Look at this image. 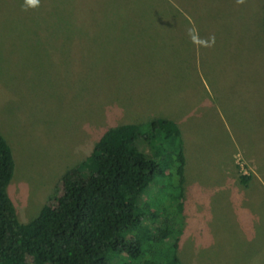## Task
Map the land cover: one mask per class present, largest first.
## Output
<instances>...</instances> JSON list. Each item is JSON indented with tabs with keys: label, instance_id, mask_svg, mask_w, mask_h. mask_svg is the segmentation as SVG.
I'll list each match as a JSON object with an SVG mask.
<instances>
[{
	"label": "rangeland",
	"instance_id": "obj_1",
	"mask_svg": "<svg viewBox=\"0 0 264 264\" xmlns=\"http://www.w3.org/2000/svg\"><path fill=\"white\" fill-rule=\"evenodd\" d=\"M263 13L264 0H0L18 220L54 202L102 133L165 118L184 144L180 261L264 264ZM175 183L163 169L138 204L171 209Z\"/></svg>",
	"mask_w": 264,
	"mask_h": 264
},
{
	"label": "trees",
	"instance_id": "obj_2",
	"mask_svg": "<svg viewBox=\"0 0 264 264\" xmlns=\"http://www.w3.org/2000/svg\"><path fill=\"white\" fill-rule=\"evenodd\" d=\"M262 28L264 35V13ZM184 167V144L173 121L155 118L110 129L76 175L62 176V193L54 202L21 223L7 194L14 161L0 135V264H183L177 252ZM163 169L176 180L171 209L158 201L152 203L154 209L139 205ZM247 180L241 178L243 184Z\"/></svg>",
	"mask_w": 264,
	"mask_h": 264
}]
</instances>
